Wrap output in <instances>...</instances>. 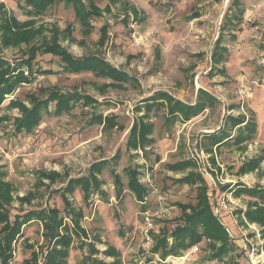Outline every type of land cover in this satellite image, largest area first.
<instances>
[{
  "label": "rangeland",
  "instance_id": "rangeland-1",
  "mask_svg": "<svg viewBox=\"0 0 264 264\" xmlns=\"http://www.w3.org/2000/svg\"><path fill=\"white\" fill-rule=\"evenodd\" d=\"M122 1L144 11L146 21L124 26L119 4L112 15L94 20L93 33L85 37L71 6L52 5L43 16L34 18L26 15L24 2L0 0L19 21L35 19V29L45 27L29 45L0 44L1 72L6 79L22 69L29 75V65L21 63L29 60L31 47L46 43H56L75 57L100 55L137 79L123 87L105 89V85L116 82L90 72L70 74L63 70L60 57L38 55L34 69H51L53 74L39 75L32 84L17 86L5 96L0 105V115L7 118L0 127V172L7 173L5 181L13 185L12 201L5 205L12 221L10 225L0 224V256L10 231L13 241L11 256L6 262L1 256L0 264H145L154 254L146 246L142 207L152 206L159 193L170 197L174 210L152 234L154 242L163 241L152 264H264V0H238L233 6V0ZM98 3L103 7L107 2ZM196 13L200 17L191 19ZM235 14L239 21H233ZM106 23L110 38L99 47L100 29ZM223 28L226 31L222 32ZM220 39L228 51L227 62L221 65L226 72L211 78V56ZM159 51L160 59L156 58ZM41 87L64 93L78 91L90 97L71 96L69 113L57 117L44 113L34 132L17 134L15 120L24 108L32 109L30 96L46 98ZM201 87L217 97L215 107L189 123L166 124L174 96L195 103ZM243 88H247L246 95L240 93ZM156 92L167 93L170 98L156 100L155 108L143 116L147 106L144 99ZM57 104V99L49 101L46 110L53 113ZM139 104L142 112H136ZM228 115L243 117L241 130H251L253 120L257 129L240 145L234 143L237 128L231 132L230 142L214 145L208 136L219 132ZM105 119V127L110 119L116 127L105 128ZM134 121L153 123L154 133L149 136L151 140L140 138L137 147H128ZM119 150V162L99 175L105 194L94 191L88 203L81 189L70 196L73 208H82L85 213L81 225H72L56 190L63 189L70 178L87 176L93 163L110 160ZM252 159L258 161L256 169L241 170ZM130 166L146 189L144 202H138L129 189ZM41 170H55L64 176L50 185L37 174ZM113 172L120 175L124 185L121 200L116 197ZM204 180L215 214L219 203L226 202L228 210L220 209L218 217L230 232L210 227L201 200ZM28 197L31 200L24 201ZM52 207L60 209V217L68 225H44L43 218L25 225L12 224L16 215ZM198 225L217 231L220 238L196 244L192 248L197 247V253L191 248L177 256L167 252L166 258H161L165 249L185 244Z\"/></svg>",
  "mask_w": 264,
  "mask_h": 264
},
{
  "label": "trees",
  "instance_id": "trees-1",
  "mask_svg": "<svg viewBox=\"0 0 264 264\" xmlns=\"http://www.w3.org/2000/svg\"><path fill=\"white\" fill-rule=\"evenodd\" d=\"M110 5L106 7L107 12H111V5H116L119 0H108ZM18 4L20 2H24L27 6L26 8V15L29 17H37V16H43L49 8L52 7V5L61 4L64 3L65 6H71L75 12L77 20L80 22V25L82 27V33L85 37H89L94 30L93 21L95 19L102 17V11L97 6V0H17ZM238 5V0H233L232 5ZM135 17L137 18L138 13L134 10ZM200 14L196 13L193 15L191 19L199 18ZM137 20V19H135ZM239 21L240 18L237 14L233 15V21ZM123 23L128 25L129 24V16H127ZM35 25H37L35 19H31L26 22L19 21L14 15L10 14L6 9L5 3H0V44L4 43L6 47L17 46L21 42H25L28 45L34 40L36 37V34L38 31L43 30L45 28L44 26H41L38 30L35 29ZM71 25H69L67 28L68 30L71 29ZM109 29L110 25L105 24L101 29V36L100 40L98 42L99 47H104L109 38ZM226 31L225 28L222 29V32ZM27 33V34H26ZM222 39L218 40L215 43V47L211 56V70L208 73V76L213 78L217 75H224L226 72L225 67H221L222 64L227 62L226 58V52L227 48L223 47L222 45ZM30 56L28 57L29 60L24 61L21 64H28L30 71L29 75H25L24 71H17L15 74L11 75V79H6L4 77L5 74L2 75L1 72V59H0V105L2 104L3 100L6 98V95H9L13 93L15 88L18 86H24V85H30L34 82L37 76L39 75H52L53 71L51 69H34L36 60L38 55H51L54 57H60V60L63 65V70L66 72H69L70 74H81V73H87L90 72L94 74L98 78L103 79H110L114 80L116 83L105 85L104 88L107 89L109 87L118 88L123 87V84L129 83L131 80L136 81L137 79L135 77H132L127 72L122 71L121 69H118L111 65L109 62L106 61V59L100 55L90 54L83 57H75L71 53L67 52L66 49L58 46L56 43L53 45H49L46 43L43 46L40 47H31ZM201 55V54H200ZM161 52L159 51L157 53V58L160 59ZM40 91L42 94L46 95V98L41 99L37 97L36 95H31L30 100L33 104L32 109H26L24 108V111L22 113V116L17 118L15 122H17L16 126V133L22 134V133H32L34 130L40 126L42 122V117L44 113L54 115V116H62L64 113H69L71 110L69 109L70 103L69 100L71 96H77V97H85L88 98L90 96L83 95L82 93H79L78 91L64 93L58 88H44L41 87ZM55 96V97H54ZM64 100V98H66ZM163 97H169L167 93L164 92H156L151 97H148L147 99H144L143 102L147 103V106H145V111L143 116H147L156 106L154 105L155 101L158 99H161ZM170 98V97H169ZM57 99V109L53 113L46 110V104L53 100ZM172 99V98H171ZM174 101V105H172L171 109H169V113L171 117H169L166 122L168 125L176 124L177 122H187L191 120L194 117L199 116L202 114L206 109L215 107L218 99L208 90L205 88H199L197 91V101L194 104H186L182 102L181 100L174 97L172 99ZM153 102V103H151ZM236 106L232 105L231 110L235 109ZM143 108L140 106V104L137 106L136 112H142ZM114 119V117L112 118ZM110 119L108 121L109 125L108 127H105L107 124V120L105 119V128L113 129L116 127V123ZM7 118L3 115H0V127L2 126L3 122L6 121ZM99 122L101 121V118H99ZM243 117H236L234 115H228L225 120L223 126L219 129V132H214L213 134L208 136V140L213 142L214 145H222L230 142L231 132L237 128V137L234 138V143L237 145H240L243 141H246L248 138H251L252 132L257 129V124L255 120L251 121L252 129L250 128H242L243 124ZM103 123V122H102ZM100 123V124H102ZM111 125V126H110ZM250 126V125H249ZM247 131H246V130ZM246 132V133H245ZM154 133V124L143 122L139 124V122H133L129 134H128V140L127 145L137 147L141 141L140 138H142V141L146 142L149 139V136H151ZM246 134V135H245ZM147 138V139H146ZM151 140V139H149ZM222 143V144H221ZM142 145V144H141ZM121 152L120 150L116 153L114 157H112L110 160H101L98 162H95L91 165L89 168V173L87 176H82L78 178H70L67 185L63 189H57L56 192L61 194V197L64 201L65 205V212L67 216L71 218L72 225H81L82 221L85 219V213L82 208L74 209L75 206L73 205L70 196H73L74 193L81 189L83 192V199L86 203H88L91 198L93 197L94 191H99L100 194H105L102 190L103 185L105 184L104 181H101L99 179V175L102 174V172L109 166L113 165V163H118L121 159ZM258 161L252 159L250 160L247 165L241 168L243 171H252L256 169V164ZM181 164V163H180ZM128 174H129V189L134 192V194L138 197V202H144L145 196L147 195L145 187L140 185L138 183L137 179V172L135 168L128 167ZM116 172H113L115 177V184L117 187V193L116 195L117 199H122V194H124V185L122 183V179L120 175ZM39 176L42 178V180L49 181V184H55L58 180L63 178V174H61L58 171H39L37 172ZM7 177V173L0 172V224H11V212L9 209L6 208L5 205H10L12 201V197L10 195V192L12 190L13 185L6 182L5 179ZM204 183L206 181L204 180ZM101 188V189H100ZM203 195H202V202L205 204V214H207L208 223L211 228H214V226H217L218 229H221L224 233L227 231V228L223 223L221 222L220 218L214 213L210 196H209V189L207 186V183L204 184V188L202 189ZM98 192V193H99ZM32 197L26 198L24 201H30ZM74 207V208H73ZM146 209V206L144 205L142 207V210L144 211ZM61 211L60 209L56 207H52L50 209H41V210H29L24 212L22 215H16L15 219L13 221V225H25L26 223L30 222L31 220L37 219L40 220L41 218L45 219L44 225H68L64 222L62 217H60ZM221 224H220V222ZM200 225L196 226L194 229L191 230V233L189 235V239L186 241L185 244L179 245L177 247H174V249H171L170 251L165 249V251L161 254V258H166L167 252L174 253L175 256L183 254L182 251L190 250L193 246H195L198 243H201L203 240H215L217 238H220L217 231L199 228ZM15 232V228L12 227V229ZM84 230V229H82ZM14 234V233H13ZM121 235H124L122 231H120ZM12 232L10 231L7 236L4 238L3 248L1 247V256L2 260L6 262L11 256L9 253L12 251V245L10 244L13 240ZM6 241V242H5ZM163 241L157 242L155 240L153 247L151 248V253L154 255L159 254V247L162 245ZM114 252L119 253V250H117L115 247H113ZM153 257H150L146 260L145 264H152V260H154ZM0 256V257H1ZM70 252L66 254V257L69 259ZM69 264V263H67ZM96 264H99L96 262ZM236 264H240L237 262Z\"/></svg>",
  "mask_w": 264,
  "mask_h": 264
},
{
  "label": "built area",
  "instance_id": "built-area-1",
  "mask_svg": "<svg viewBox=\"0 0 264 264\" xmlns=\"http://www.w3.org/2000/svg\"><path fill=\"white\" fill-rule=\"evenodd\" d=\"M240 93L241 95H246L247 88H243L242 90H240ZM219 204L220 207L219 210H217V216L220 212V209L225 211L228 210L227 204L224 200ZM173 210L174 207L171 204L170 197L164 193H159L156 196V201L154 202V204L152 206L147 205L146 209L142 212V222L145 230L146 246L148 248H152L154 245L152 234L157 231L158 225H160V223L166 222L172 217ZM227 231H229V229H227ZM192 252L197 253L198 248H192Z\"/></svg>",
  "mask_w": 264,
  "mask_h": 264
},
{
  "label": "crops",
  "instance_id": "crops-1",
  "mask_svg": "<svg viewBox=\"0 0 264 264\" xmlns=\"http://www.w3.org/2000/svg\"><path fill=\"white\" fill-rule=\"evenodd\" d=\"M107 3H106V5H104L103 7H101L100 5H99V3H98V0H97V6L101 9V11H102V17L101 18H98V19H104V17H106V16H108V15H112L113 14V12H114V9L115 8H118V5L120 4L121 6H122V11L124 12V14L122 15L123 16V19L121 20V22L123 23V20L127 17V16H129V24L128 25H126V24H124V26H129L130 24H131V22H133V23H137V22H144V21H146V16H145V12L144 11H142V10H140V9H138L137 7H135V6H133L131 3H129L128 1H122V0H119V2L116 4V5H111L110 7H111V12H107L106 11V7L108 6V5H110V3H109V1L108 0H105ZM73 9V8H72ZM134 10L135 11H137V13H138V16H137V18L135 17V13H134ZM131 18H132V21H131ZM192 18V17H191ZM135 19H137V20H135ZM195 19V18H194ZM96 20V19H95ZM94 22V21H93ZM106 24H108V23H106ZM109 25V24H108ZM130 59L131 58H133V57H129ZM157 58V57H156ZM107 61V60H106ZM108 62V61H107ZM111 64V63H110ZM112 65V64H111ZM115 67V66H114ZM117 68V67H116ZM216 77V76H215ZM207 90V89H206ZM210 92V91H209ZM175 97V96H174ZM216 97V96H215ZM176 98V97H175ZM217 98V97H216ZM177 99H179V98H177ZM179 100H181V99H179ZM182 102H184V103H186V104H194V103H187V102H185V101H183V100H181ZM209 109V108H208ZM207 110V109H206ZM205 110V111H206ZM234 110V109H233ZM204 111V112H205ZM203 112V113H204ZM201 115V114H200ZM198 117V116H197ZM194 118H196V117H194ZM194 118H192V119H194ZM191 119V120H192ZM191 120H189V121H187V122H184V123H189ZM183 123V122H182ZM226 228H227V226H225ZM228 229V228H227Z\"/></svg>",
  "mask_w": 264,
  "mask_h": 264
}]
</instances>
